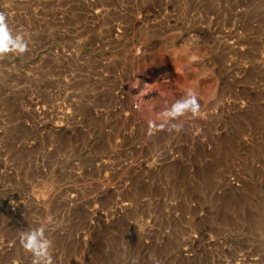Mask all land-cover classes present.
<instances>
[{"label":"rangeland","instance_id":"374dc122","mask_svg":"<svg viewBox=\"0 0 264 264\" xmlns=\"http://www.w3.org/2000/svg\"><path fill=\"white\" fill-rule=\"evenodd\" d=\"M0 14V264H264V0Z\"/></svg>","mask_w":264,"mask_h":264},{"label":"clouds","instance_id":"9594fccd","mask_svg":"<svg viewBox=\"0 0 264 264\" xmlns=\"http://www.w3.org/2000/svg\"><path fill=\"white\" fill-rule=\"evenodd\" d=\"M27 49V43L20 35L13 37L9 31L6 17L0 14V55L23 54ZM185 109H188L195 115L198 112L199 104L194 95H190V99L178 102L173 105L170 114L173 117L179 116ZM21 243L25 250L33 253L35 257L33 264H48L47 251L51 245L50 241L42 240L39 229L24 232L20 236Z\"/></svg>","mask_w":264,"mask_h":264}]
</instances>
